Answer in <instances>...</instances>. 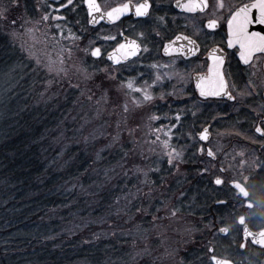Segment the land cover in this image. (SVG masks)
Instances as JSON below:
<instances>
[{
  "label": "trees",
  "instance_id": "1",
  "mask_svg": "<svg viewBox=\"0 0 264 264\" xmlns=\"http://www.w3.org/2000/svg\"><path fill=\"white\" fill-rule=\"evenodd\" d=\"M19 13L21 7L12 15ZM88 37L85 33L83 40ZM8 43L0 33V48ZM39 76L20 72L16 83L8 80L10 104L0 103V264H209L210 245L220 255L223 237L216 231L221 217L222 226L231 225L230 218L213 204L217 195L201 179L198 162L188 154L183 158V189L162 159L142 151L138 126L149 120L152 104L120 120L125 92L102 72L92 81L62 75L49 87L54 97L38 100ZM101 81L103 89L97 87ZM126 123L136 132L127 135ZM115 136L110 154L98 156ZM133 185L139 190L125 208L132 216L123 225L115 220L110 232L96 223L99 217L114 218L115 196ZM263 260L261 252L237 264Z\"/></svg>",
  "mask_w": 264,
  "mask_h": 264
},
{
  "label": "flooded vegetation",
  "instance_id": "2",
  "mask_svg": "<svg viewBox=\"0 0 264 264\" xmlns=\"http://www.w3.org/2000/svg\"><path fill=\"white\" fill-rule=\"evenodd\" d=\"M45 2L47 4L45 8L55 6L62 8L61 3L67 5L62 12L63 18L66 17L67 20L78 18L80 23H83L84 29H87L88 33L86 32V34L89 35V31L92 32L95 41L92 48L101 49L100 57H92L95 61L104 65L107 63V66L115 70L123 69L125 73L136 71L134 69L138 65L144 70L145 77H150L154 72L167 77L171 71L170 67L174 65V73L176 75L178 73L177 76L180 77L175 83L177 98H174V104H178L181 120L189 124V130L195 137L194 148L197 156L199 159L204 157L206 163L213 167L211 183L214 188L228 190L227 185L217 186L213 183L217 176L226 181H231L233 178L242 179V177H238L240 171L238 161L241 157L236 155L237 152L242 150L245 152L244 159L248 161L249 165L256 157L264 159V138L258 139L259 134L255 132L256 126L264 120V107H262L264 106V54L257 53L252 61L253 66L249 67L239 61V56L236 55L238 47L228 48L227 46V6L249 3L250 0H225L226 7L223 14L219 15L217 26L214 29L204 26L208 19H217L214 9H209L206 14L199 11L185 13L175 7L176 0H148L151 7L150 15L147 17H136L133 9L131 13L121 17L115 23L99 20L94 26L88 24L83 0H73L71 4L72 8L76 9L78 17L67 12L71 6L67 4V0H45ZM97 2L106 12L128 2V0H97ZM131 2L136 4L142 3L143 0H131ZM185 2L187 0H181V3ZM211 2L213 5L215 4V0H211ZM161 17L164 19L161 20ZM141 33H144L143 39ZM105 36H115L116 39L105 40L103 38ZM185 37L195 41L198 46L195 55L186 51L191 46ZM126 40H136L141 46L139 53L120 64L108 61L107 53L113 51L119 43H125ZM172 42V47L169 49L171 55H166L164 46ZM145 48L147 51H144ZM180 49L184 50V54H181ZM213 50H217V54L225 58L224 70L229 74L227 76L228 90L236 97L234 100H228L226 96L205 99L200 97L196 90L193 77L207 74L208 65L212 62L208 57L213 53ZM143 56L145 58L141 59ZM154 64L159 67L153 68ZM164 65H168V67H164ZM128 69L132 70L127 72ZM125 79L126 77L119 76L114 81ZM169 80L173 81L174 79ZM250 81L252 87L249 86ZM249 92L250 95L247 94ZM179 125H181V121ZM204 127L209 129V138L205 142L197 138V134ZM209 149L214 152L215 159L207 155ZM221 168L225 171L221 172ZM244 175L251 176L250 189L253 183L257 188L261 183H264V174H257L248 165H245ZM216 195L213 204L220 207L218 209L220 214L235 220L233 221L234 228L228 235L220 234L223 237L222 244L219 246L221 253L215 255L229 259L234 264L253 261L257 253L264 252V249L252 244L250 238L245 249L239 247V244L244 242L243 227L236 224V219L239 215L251 217L252 211L259 212L260 209L249 210L241 208L237 204L236 214L230 215L232 208H225L217 201L231 199L221 193ZM261 198H264V194L257 192L254 200ZM247 225L251 231L255 232L264 227V220L249 218Z\"/></svg>",
  "mask_w": 264,
  "mask_h": 264
},
{
  "label": "snow or ice",
  "instance_id": "3",
  "mask_svg": "<svg viewBox=\"0 0 264 264\" xmlns=\"http://www.w3.org/2000/svg\"><path fill=\"white\" fill-rule=\"evenodd\" d=\"M73 0H67V4L71 5ZM83 3L87 6L88 15L93 17V20L89 22L92 23L95 21L96 23L99 20L105 19L107 17L109 22L115 23V21L120 20L121 17L129 14L134 9V15L136 17H147L150 15V4L148 0H143L142 3L133 4L131 0H128L126 3H122L117 7H113L108 11H103L101 5L97 2V0H83ZM62 7H67L61 3ZM21 7L20 0H10V3H0V23H3L6 27L11 25L13 31L12 35L15 36L16 32V25L21 23V27L25 29L28 33H31L32 29L27 27V25L32 24L33 21L25 20L23 16L14 17L12 13ZM175 7L179 8L182 12L185 13H195L197 11L201 13H207L209 9H214L217 13V19H208L207 24L204 25L209 29H214L217 26L218 17L219 15L223 14V10L226 7L225 0H215V4L213 5L211 0H187L185 3H181V0H176ZM228 15L226 17L227 20V27H228V40L227 46L228 48H235L238 47V52L236 55L239 56V61L242 62L244 65L252 67V61L257 53L264 54V0H250L249 3H244L240 5H228ZM27 10L25 5V11ZM98 17V19H96ZM63 19V17H55L52 18L48 14H44L40 17V22H47L49 19ZM161 20L164 18L161 17ZM253 26H257L258 30H253ZM57 28L61 31V36L63 38V29H61L60 25H57ZM123 35V33H120ZM141 38L143 39L144 33H141ZM69 36L71 39L76 40L79 39L75 37L71 33V29H69ZM105 40H115V36H105L103 37ZM177 39H180L177 37ZM188 40V44L191 46L187 48V52L195 55L196 51H198V46L196 45L195 41L185 37ZM76 46V45H74ZM140 44L137 43L136 40L127 41L125 43H119L117 47L113 50V52L109 53L108 60L112 61L113 64H120L122 60H127L131 56H135L138 51H140ZM85 54L87 55L90 51V55L92 57H100L101 49L100 48H91V49H83ZM147 51V48L144 49ZM181 54H184V50L180 49ZM164 52L166 55H171L169 50V46H164ZM72 58V48L68 49V59ZM210 61H212L208 65V72L206 75H199L196 77V90L199 92L200 97L205 99L210 97H222L226 96L228 100H234L236 97L232 95L228 88L229 85L227 83V76L228 73L224 70L225 65V58L222 55L217 54V50H213L208 57ZM37 64H40L41 61L37 59ZM48 71L55 72L57 76L63 74L64 77H68V68L66 66V61L63 57H60L58 63L56 61L49 60V62L45 65ZM75 68V72L83 77L86 81L94 80L95 72H104L108 73L109 69H97L95 64L89 66L87 64V60L81 62L80 65H73ZM94 69V71L90 72L89 68ZM153 68L159 67L158 65H152ZM164 67H168V65H164ZM168 75V74H165ZM177 75H179L177 73ZM172 77L169 75L168 79ZM109 80L116 79L115 76H108ZM163 77L160 74H157L155 79L152 81L151 85H147L146 87H135L134 81L127 82V88L135 93L141 94L142 98L134 99L133 103L137 107L144 106L154 100V96L152 95L150 89L156 87L162 81ZM182 79V77H181ZM71 84V81L69 80ZM147 83V82H146ZM74 87L79 88V85H73ZM123 87V85H121ZM249 86L252 87L251 81L249 82ZM97 87L103 89L104 84L101 81V84ZM83 94V93H81ZM173 93H168V95H172ZM250 95L251 93H247ZM93 97L89 96L88 99L91 100ZM164 95L162 94L160 99H163ZM264 107V106H262ZM124 112H128L127 104L124 105ZM159 119L157 116H151L150 120ZM181 119L180 115L177 114L175 116V120L179 122ZM176 124H171L170 128L167 131H164V136L167 139L161 140V137L157 135L155 140L152 141L153 144L157 142L160 143L162 148V152L164 155L168 157L169 165H174L176 161H181V153L177 152L175 148L169 143L171 136L169 135L172 128H175ZM157 132L162 131V129H156ZM255 132L259 134L257 137L258 139L264 138V120H262L255 128ZM208 133L209 129L204 128L201 133H199V139L201 141L208 140ZM131 134V133H130ZM113 143H115L119 136H115L112 138ZM169 149H171L169 151ZM203 151V149H201ZM99 155V154H98ZM207 155L212 158H216L214 152L209 149ZM237 156L241 157L238 161L240 165V171L238 172V177L240 178H233L231 181H226L222 179L220 176H217L213 183L217 186L227 185L229 193L232 194L231 200H218L217 203L224 206L225 208L231 207L232 213L230 215H235L237 212L236 205L239 204L241 208H247L249 210L260 209L259 212L252 211L251 217H246L245 215H239L236 219V224L243 227V234H244V242L239 244L241 249H245L247 246V242L249 238H251V243L254 245H259L260 248L264 249V228L258 233L252 232L248 225L247 220L249 218H256L264 220V198L259 200H254L257 192L264 194V183H261L260 186L257 188L256 184L253 183L250 185L249 182L251 180L250 175H244L245 165L253 168V171L257 174H264V159L260 157H256L251 164H248V161L244 159L245 152L239 151L236 153ZM235 160V156L233 157ZM182 162V161H181ZM254 166V167H253ZM155 170V169H154ZM204 171H207L205 169ZM221 172H224L225 169L221 168ZM159 211V209L157 210ZM177 210H173L171 212L172 216L176 215ZM220 224H225V220L221 217ZM210 227L215 228V223H212ZM234 228V225H227L225 227H219L217 229L218 233L228 235ZM215 248L209 247L208 248V259L209 264H231V261L227 259H220L215 254ZM203 259V257L201 258Z\"/></svg>",
  "mask_w": 264,
  "mask_h": 264
},
{
  "label": "rangeland",
  "instance_id": "4",
  "mask_svg": "<svg viewBox=\"0 0 264 264\" xmlns=\"http://www.w3.org/2000/svg\"><path fill=\"white\" fill-rule=\"evenodd\" d=\"M7 1L8 2H6L5 0H0V3L10 2L9 0ZM20 3H21L22 13L17 14L16 17L23 16L25 20L33 21L32 24L27 25V27L32 29V31L31 33H28L27 31H25L24 28L21 27V23H18L15 29L16 35L13 36L11 34L13 31L12 27L9 26L7 28L8 30L7 31L5 29V26H3L4 24L0 23V33L1 35H3L4 38L8 39L9 41L8 44L10 45V47L2 46L0 48V58H1V61H0V94H2L0 95V103L10 104V102L8 103V100H5V99H9L6 96L8 93L7 91L10 90V86L8 85L6 87L4 86L6 83L8 84V80H11V81L13 80V82H15L14 80L16 79L17 76H19L20 72L22 75L25 74V76L29 74H34V73L37 75H40L39 77L40 79H42V83L41 81H39V84L41 85V87L39 86L40 87L39 88L37 86V88L35 89L38 93L36 95L38 97V100L40 99V97L41 98L46 97L48 100L54 97L53 95L54 92L52 90H49V87L51 86V83H53L54 79L62 76L63 74H61L60 76H57L55 72L50 73L48 69L45 67V65L49 62V60L56 61L58 63L60 57H63L66 61V66L68 68V76L71 79L76 80L77 82L82 76H80L79 74L75 72V68L73 67V65H80L81 62L84 60H87V64L89 66L95 64V67L97 69H104V68L109 69V72L107 74L102 72L107 77L109 75L115 76L116 78H118L119 76L126 77L125 80H122V81L117 80L116 82L122 90L124 91L126 90L125 94L127 95L126 96L127 98L125 97L124 101L122 102V109L124 110L125 104H127L128 106V112L134 108H139L133 103V100L142 98L141 94L130 91L126 86L127 82L131 80V81H134L135 87H146L147 85L152 84V81L155 79L158 73L154 72L150 77H145L143 74L144 70L142 69L141 66H138V65L135 66L136 69L134 70L136 71H133L131 73H125L123 69L115 70L107 66L106 64L105 65L102 64L99 61L94 62L92 59L88 57L90 54V51L88 52L87 55L83 51V49H86V48L91 49L94 45L95 41L93 40L92 32L89 31V35H88L89 37L83 40V35L86 32L88 33V31L87 29H84V27L82 26V23H80V20L78 18H73V19H68V20L66 19V17L63 19H51L50 18L47 22H40L38 24L35 23L36 21H39L40 17L43 16L44 14H48L52 18L63 17L62 12L63 10H65L64 9L65 7L59 8L58 6H55L53 8H45L47 6L45 0H20ZM25 5L27 8L26 11H25ZM67 10L69 14H72L73 16L78 17L76 16L77 11L76 9L72 8V5ZM57 25H60L61 29H63V38L61 36L60 29L57 28ZM69 29H71V33L75 37H78L79 39H76V40L71 39L69 36ZM69 48H72V58L70 60L68 59V49ZM143 58L145 57L143 56L141 59ZM37 59L41 61L40 64H37L36 62ZM131 70L132 69H128L127 72ZM170 70L171 71L169 72V75L172 77L171 79H174L173 81L168 79L169 75L167 77L162 75L163 79L160 82V84L150 89L152 95L154 96V100L150 102L153 108L147 114L148 115L147 118H149L150 120L151 116H157L159 117V119L150 120V123H149V120L145 118V122L142 123L141 125L139 124L138 127H139V130H141L139 144H141L142 146V151H146L149 154L157 155V158L159 159H156V160L162 159L166 163L165 164L166 167H170L171 173L173 175L178 176L177 181H182L183 189L185 187V184H184L185 181L183 180L185 179L184 178L185 176L183 175L184 171L182 170V167L180 164L183 158L187 154L191 155L194 158V162L196 161L198 162L197 165L199 166V174H201V179L204 180L205 183H211L212 177H213L212 175L213 167L209 165L208 163H206L204 158L196 159L197 154L194 148L195 137L193 133L189 130V127H190L189 124L187 122L184 123V121L180 119L181 125H179L180 121L177 122L175 120V116L179 114L178 112L179 107L177 106L178 104L177 105L174 104V98H177L176 92H175V88H176L175 83L178 82L180 77L174 73L175 71L174 65L170 67ZM73 84H76V83L73 82ZM121 85H123V87ZM13 86L14 84L11 85V87ZM168 93H173V94L168 95ZM162 94L164 95V98L160 99ZM34 102H37V101H34ZM15 103L17 102L14 100V104ZM145 106L146 104L141 107H145ZM127 113L124 112V116L120 117L119 119L126 120ZM2 117L3 118H1V121L3 122L7 118V114L2 115ZM171 124H176L177 126L175 128H172L169 133V135L171 136L169 143L172 146V148H175L177 152L181 153V161H176L174 165H169L168 157L163 154L160 143L159 142H157L156 144L152 143V141L155 140V137L157 135L161 137V140L167 139V137L164 136V131H167L170 128ZM156 129H162V131L157 132ZM135 130L136 128L134 127V125L128 123L126 125L125 133L127 135H131L130 133L132 132L135 133L136 132ZM3 132H4V127L2 126L0 127V133H3ZM101 134L106 135L105 130L99 133L98 140L100 139ZM113 146H114L113 142L107 139L105 144H103V146L100 147V151L98 154L100 155L104 153L106 155H109L110 150L112 149ZM170 150L171 149H169V151ZM154 159H155V156H154ZM110 169H114V166L113 168L110 167ZM205 169H207V171H204ZM180 176H182V178H180ZM107 179H109V177ZM187 182L193 183V181H191L190 178H189V181ZM98 184H99L98 185L99 188L103 186L100 183ZM138 190L139 188H137V185H133L132 187L128 186L125 189L124 187H122V189L120 190V194L118 196H115V199L113 200L115 213L112 214V217L114 218L113 219L111 217L105 218L106 216L99 217L96 223L98 224L103 223V224L108 225L109 232L112 229L110 225L113 224L115 220L118 222L119 225H123L127 216L129 217L132 216V213L131 215H129L127 212L125 213L126 211L125 208L127 207V204L131 201L132 197L134 196L135 193H137ZM209 190H211L212 194L216 195V194L221 193L222 195H225V196L227 195L230 199H232V194L229 193L228 190H224V189L221 190V188H214V187L209 188ZM180 196L181 194L178 195V198ZM139 207L141 208V204H139ZM140 208H138V210ZM143 217H147V214H144ZM155 219H156L155 217L154 218L151 217L152 222H154ZM229 220H230V224L233 225V221L235 219L232 220L230 218ZM219 227H222V225H220ZM145 230L146 232H148V230H151V228L148 227L147 223H146ZM216 234H219L218 231H216ZM143 235L140 238H142L141 239L142 241H145V238H144L145 235L144 236ZM137 236H140V233ZM219 244L220 245L222 244V240L220 241ZM259 264H264V260L260 261Z\"/></svg>",
  "mask_w": 264,
  "mask_h": 264
},
{
  "label": "water",
  "instance_id": "5",
  "mask_svg": "<svg viewBox=\"0 0 264 264\" xmlns=\"http://www.w3.org/2000/svg\"><path fill=\"white\" fill-rule=\"evenodd\" d=\"M86 6V5H85ZM86 11H87V19H88V24H89V26H94L95 24H97L95 21H93L92 23H90L89 21L90 20H93V17H90L89 15H88V9H87V6H86ZM96 19H98V17H96ZM103 20H105V21H108V19H107V17H105V19H103ZM253 30H258V28H257V26H253ZM227 32H228V29H227ZM129 41H131V40H129ZM172 44H173V42L172 43H170V44H168V46H169V49H171V47H172ZM94 48H96V47H94ZM111 52H113V51H110L109 53H111ZM109 53H107V55H106V59L108 60V55H109ZM139 53V51L137 52V54ZM136 54V55H137ZM135 55V56H136ZM133 56H131V57H129L128 59H130V58H132ZM95 58V57H94ZM127 59V60H128ZM108 61H110V60H108ZM123 61H125V60H122L121 62H123ZM110 62H112V61H110ZM263 67H264V61H263ZM197 76H199V75H195L193 78H194V85H196V77ZM196 87V86H195ZM198 94H199V92H198ZM204 128H208V127H204ZM204 128H202V130L199 132V133H201L202 131H203V129ZM199 133L197 134V138L199 139ZM208 138H209V133H208ZM200 140V139H199ZM201 141V140H200ZM207 141V140H206ZM203 142H205V141H203ZM264 228V227H263ZM261 230V229H260ZM260 230H258V231H255V233H258ZM252 232H254V231H252ZM221 234V233H220ZM242 236H243V238H244V234H243V228H242ZM250 240H251V238H250ZM259 246V245H258ZM210 247V246H209ZM208 247V248H209ZM212 247V246H211ZM218 258H220V259H226V258H222V257H219V256H217ZM227 260H229V259H227ZM229 261H231V260H229ZM231 264H234V262L233 261H231Z\"/></svg>",
  "mask_w": 264,
  "mask_h": 264
}]
</instances>
